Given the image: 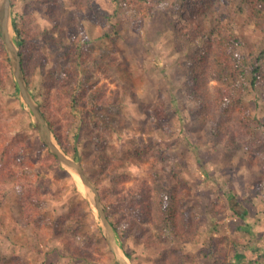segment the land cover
<instances>
[{
  "label": "rangeland",
  "instance_id": "374dc122",
  "mask_svg": "<svg viewBox=\"0 0 264 264\" xmlns=\"http://www.w3.org/2000/svg\"><path fill=\"white\" fill-rule=\"evenodd\" d=\"M11 2L15 4L13 8ZM29 2L40 35L56 39L54 45L40 41L46 53L43 73L52 74L56 83V76L62 74L63 68L70 67L71 61L63 56L76 23L78 44L88 46L90 54L100 60L97 66L80 68L79 76L83 72L90 74L92 81L106 83L107 98L113 94L117 97L113 108L116 112L111 113L112 123H109L112 131L117 129L103 133L106 145L101 148L104 151L93 150L96 155L99 152L98 157L103 160L105 188L111 186L110 177L119 176L126 189L134 182L144 181L156 196V192L171 193L178 186L177 178L183 179L186 185L183 211L194 216L200 233L196 243L185 245L188 253L185 264H209V259L203 257V249L212 236L221 237L225 248L234 237L244 242L242 264H252L251 261L264 252V213L260 205L264 196V156L210 138L211 122L197 118L196 103L193 105L187 90V86L190 87L187 71L185 74L183 70L188 63L187 55L200 52L201 42L193 45L182 39L171 21L174 13L167 8L161 12L122 10L117 14L119 10L112 0H94L92 7L98 8L101 15H108L107 21L87 8L79 11L70 0H58L51 10L30 0H8V35L17 53L11 13L20 14ZM155 4L154 9H160L159 4ZM50 13L56 14V23ZM217 20L231 23L241 44L239 52H253L256 63L264 68V56L260 55L261 51L264 53V30L254 26L245 14H237L231 3L218 2L212 7L204 22V32H209ZM109 57L114 60L102 61ZM181 70L183 72H179ZM173 80H182L184 84L180 87ZM15 81L18 87L15 95H0V116L7 123L5 143L10 152L22 157V166L14 165V169L27 174L32 183L46 189V194L39 206L36 227L15 225L21 216L16 207V191L10 187L7 202L0 208V256L6 258L7 264H88L65 247L70 241L80 244L84 251L78 224L67 221L58 230L59 235L54 233L59 227L57 220L74 210L82 218V229L93 232L96 239L104 238L103 245L100 241V251L90 249L95 264H113V260L119 264H159L160 257L140 250L128 236L121 241L113 232L112 243L108 241L102 216L103 213L106 217L104 206L85 173L94 165V154L85 163L67 156L73 162L71 167L57 156L58 164L45 156L47 149L55 155L53 151H58V146L47 134L45 123L38 118L36 99L41 75L34 74L31 90L24 82L27 95L16 77ZM12 87L10 84V89ZM160 94L167 101L162 116L154 111ZM244 98L245 114L264 117V101L259 91L247 92ZM44 143L48 148L42 147ZM144 143L160 148L158 154L137 158L133 147ZM72 169L76 174L80 171L91 183V186L85 184V192L76 183ZM230 204L235 205L238 213L247 210L245 217L238 218ZM237 221L242 225L235 231ZM119 254L122 258L117 256ZM257 262L264 264V260Z\"/></svg>",
  "mask_w": 264,
  "mask_h": 264
},
{
  "label": "trees",
  "instance_id": "16d2710c",
  "mask_svg": "<svg viewBox=\"0 0 264 264\" xmlns=\"http://www.w3.org/2000/svg\"><path fill=\"white\" fill-rule=\"evenodd\" d=\"M30 1L35 5H45L49 10L58 2V0ZM70 1L79 11L81 8H87L101 15L98 8L92 7L94 0ZM112 1L119 10L117 14H120L122 10L142 12L160 10L161 12L166 8L174 13L171 21H173L175 32L188 44L195 45L197 41L201 42L200 52L187 55L188 63L184 72L179 71L185 74L187 71L186 80L190 84L187 90L193 105L196 103L197 118L208 119L211 122L210 138L215 137L222 142L227 141L233 145L248 148L254 154L264 156V117L251 116L243 111L244 96L247 92L259 91L264 101V68L256 63L257 59L253 56V52L248 54L239 52L241 44L231 23L217 20V24L209 32H204V22L208 14L212 12V7L218 2L234 4L237 14H245L254 26L264 30V0ZM155 3L159 4L160 9H154ZM14 6L15 4L11 2V7ZM31 9L29 2L23 6L20 14L14 11L11 13L14 41L18 48L24 82L31 90L34 74L40 73L41 87L36 101L57 145L74 161L88 162L94 154V149L100 150L106 145L103 133L117 129L112 131L109 126V123L110 125L112 123L110 115L116 112L113 108L117 104V97L113 94L107 98L106 83L99 84L92 81L90 74L83 72L79 76L80 68L86 70L90 66H97L100 60L90 54L88 46L78 44L76 23L73 28L75 33L70 34V43L63 56L64 59L71 61L70 67L63 68L62 74L56 76L58 81L56 83L52 74L43 73L46 53L40 41L54 45L56 39L51 35H40L37 30L39 25L32 18ZM49 16L56 23V14L50 13ZM100 17L107 21L109 18L105 13H102ZM260 55L264 56L263 51ZM108 59L113 61L114 57L102 61H108ZM173 83L180 87L184 84L182 80H173ZM10 84H13L12 89ZM176 88L179 89L178 86ZM17 90L10 56L0 27V95H15ZM164 98L160 94L154 108L155 113L161 116L165 115L167 101ZM102 114L105 115L104 118ZM6 124L0 116V208L7 202L9 189L14 188L17 197L16 207L21 216L15 225L36 227L38 224L36 217L39 216V206L43 202L46 189L36 186L27 174H20L14 169V165L22 166L20 161L22 157L19 153L14 155L12 151L10 152L5 143ZM42 147L48 148L45 143ZM102 148L101 151H104ZM159 150L160 148L154 147V144L147 143L133 147L134 155L139 159L148 158L150 153L158 154ZM98 154L99 152L97 155L94 154V165L85 173L98 191L106 218L116 238L124 241V238L128 236L140 250L151 256L160 257L159 264H185L188 259L185 245L189 242L196 243L200 235L194 216L191 213L186 215L183 211L185 181L177 178L178 186L171 193L156 192L154 196L150 191L151 188L144 181L134 182L131 188L126 189L122 184V177L113 176L109 179L110 188L106 189L105 178H102L105 167ZM45 156L58 164L56 155L49 149L46 150ZM233 198L231 196V199ZM260 205L264 213V196ZM230 209L240 219L247 214V210L244 209L241 213L236 212L235 205L232 204ZM80 219H82L80 214L72 210L57 220L56 224L59 227L55 228L54 233L59 235L58 230L67 221L71 220L78 224L80 236L82 235L81 242L85 245L84 251L81 250L80 244L70 241L65 247L77 253L79 260L95 264L90 249L100 251V241L103 245L104 238L96 239L93 232L82 229L84 224ZM1 223L0 219V225ZM238 223L237 221L234 226L235 231L242 225ZM34 233L37 234V231ZM244 248L245 243L235 237L231 238L228 247L225 248L221 245V237L212 236L207 248L203 249V257L209 259V264H242L245 261L242 252ZM258 260H264V252L251 263H259ZM0 264H7L5 257L0 256ZM113 264L119 263L113 260Z\"/></svg>",
  "mask_w": 264,
  "mask_h": 264
},
{
  "label": "water",
  "instance_id": "95a60500",
  "mask_svg": "<svg viewBox=\"0 0 264 264\" xmlns=\"http://www.w3.org/2000/svg\"><path fill=\"white\" fill-rule=\"evenodd\" d=\"M7 5H8V0H0L1 34H2L5 46L7 48L9 56H10L13 73H14V75L17 79V82L19 83L21 89L23 90V93L27 95L28 92H27L26 86L24 85L25 83H24V79L22 76L21 68H20V57H19L18 53L16 52V50L14 49V46L11 44V41H10V38L8 35L9 31H8V24H7L8 20H7V18L9 16V12L7 11ZM6 29H7V32H6ZM38 115H39L38 118H40L41 122L45 123V126H46L45 128H46L47 134L51 135L54 138V136H53L52 132L50 131L49 127L47 126V123L45 122L44 118L41 116V114L39 112H38ZM54 141L56 143L55 138H54ZM56 146H58L57 143H56ZM57 149H58V151L55 149L57 152L52 150L53 152H55V155L59 159H61V161H63L65 163V165H69V164L71 165L73 162L68 160L67 155H65L62 152V150L60 149L59 146ZM77 171H79V170H77ZM78 174L80 175L84 184L91 186V183L89 182V180L86 179V177L82 176L80 171L78 172ZM101 210H102V208H101ZM101 212H103V210ZM102 216H103V223H104V227H105L106 237H107L108 241L110 243H112L113 240L111 237L113 235V230H112L110 224L108 223V221H107V219L103 213H102ZM117 256L122 258V256L120 254ZM121 258H119V259H121ZM120 264H122V262Z\"/></svg>",
  "mask_w": 264,
  "mask_h": 264
},
{
  "label": "bare ground",
  "instance_id": "6f19581e",
  "mask_svg": "<svg viewBox=\"0 0 264 264\" xmlns=\"http://www.w3.org/2000/svg\"><path fill=\"white\" fill-rule=\"evenodd\" d=\"M6 32H7V29H6ZM68 167H71V165L69 164ZM72 171L74 173V179H75L76 183H79V187L81 188V191L85 192L87 189H86V186L83 183L82 179L80 178V176L78 174H76L77 172L75 170L72 169Z\"/></svg>",
  "mask_w": 264,
  "mask_h": 264
},
{
  "label": "clouds",
  "instance_id": "9594fccd",
  "mask_svg": "<svg viewBox=\"0 0 264 264\" xmlns=\"http://www.w3.org/2000/svg\"><path fill=\"white\" fill-rule=\"evenodd\" d=\"M262 95V94H261Z\"/></svg>",
  "mask_w": 264,
  "mask_h": 264
}]
</instances>
